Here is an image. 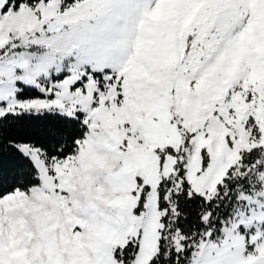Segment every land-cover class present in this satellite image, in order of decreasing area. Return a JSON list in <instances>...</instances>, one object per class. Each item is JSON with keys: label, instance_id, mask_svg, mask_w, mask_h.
Here are the masks:
<instances>
[{"label": "snow or ice", "instance_id": "1", "mask_svg": "<svg viewBox=\"0 0 264 264\" xmlns=\"http://www.w3.org/2000/svg\"><path fill=\"white\" fill-rule=\"evenodd\" d=\"M0 264H264V0H0Z\"/></svg>", "mask_w": 264, "mask_h": 264}]
</instances>
